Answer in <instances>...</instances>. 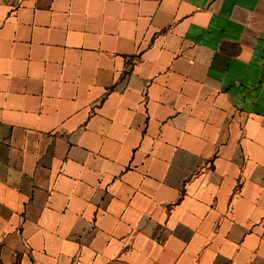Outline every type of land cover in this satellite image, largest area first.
I'll list each match as a JSON object with an SVG mask.
<instances>
[{"label": "crops", "instance_id": "0c3cea01", "mask_svg": "<svg viewBox=\"0 0 264 264\" xmlns=\"http://www.w3.org/2000/svg\"><path fill=\"white\" fill-rule=\"evenodd\" d=\"M0 264H264V0H0Z\"/></svg>", "mask_w": 264, "mask_h": 264}]
</instances>
